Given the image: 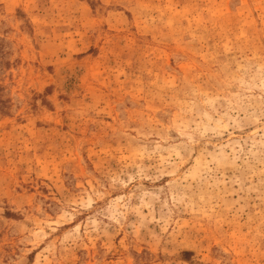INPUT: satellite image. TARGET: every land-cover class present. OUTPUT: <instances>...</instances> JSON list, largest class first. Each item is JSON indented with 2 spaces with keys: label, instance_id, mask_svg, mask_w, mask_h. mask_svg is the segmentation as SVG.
<instances>
[{
  "label": "rangeland",
  "instance_id": "rangeland-1",
  "mask_svg": "<svg viewBox=\"0 0 264 264\" xmlns=\"http://www.w3.org/2000/svg\"><path fill=\"white\" fill-rule=\"evenodd\" d=\"M0 264H264V0H0Z\"/></svg>",
  "mask_w": 264,
  "mask_h": 264
}]
</instances>
